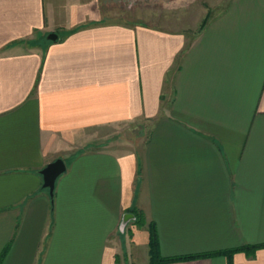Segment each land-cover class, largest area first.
<instances>
[{"label":"crops","instance_id":"1","mask_svg":"<svg viewBox=\"0 0 264 264\" xmlns=\"http://www.w3.org/2000/svg\"><path fill=\"white\" fill-rule=\"evenodd\" d=\"M189 1L157 28L113 0H0V264H152V224L163 257L264 245V0ZM141 119L142 150L94 141Z\"/></svg>","mask_w":264,"mask_h":264},{"label":"rangeland","instance_id":"2","mask_svg":"<svg viewBox=\"0 0 264 264\" xmlns=\"http://www.w3.org/2000/svg\"><path fill=\"white\" fill-rule=\"evenodd\" d=\"M114 4L109 13V19L111 22H126L131 24H136L138 26H154L161 27L162 25H167L169 23L176 24V14L178 11H182V8L177 4V0H113ZM185 3V2H184ZM195 5H193L189 0L188 4L183 5V7H189L193 10ZM182 7V6H181ZM199 7V5H197ZM215 7V6H214ZM207 9L208 6H207ZM210 14L216 10L215 8L209 9ZM211 16V15H209ZM207 20V19H206ZM204 21L199 27V23L194 25L191 23L192 37L194 38V33L198 32V28H203L207 23ZM197 26V27H194ZM151 127L150 120H138L130 125H120L111 127L108 131L104 132L103 137L100 139H95V143L103 144V146L109 148L119 147L122 150H142L147 138L149 136V131ZM127 228V227H126ZM126 228L122 233L126 231ZM135 259V255L132 254ZM132 258L130 254L123 253L120 261L124 264H132Z\"/></svg>","mask_w":264,"mask_h":264},{"label":"trees","instance_id":"3","mask_svg":"<svg viewBox=\"0 0 264 264\" xmlns=\"http://www.w3.org/2000/svg\"><path fill=\"white\" fill-rule=\"evenodd\" d=\"M52 199H54V197ZM133 213L137 219L138 225H140V226L143 225L145 222L144 213L141 211H134ZM261 246H264V245H251V246H247V247L240 248V249L217 252V253H206V254H196V255H186V256H176V257H163L160 254L156 228L153 224L150 225V254H151L152 264H167V263H173V262H181V261H186V260L209 257V256H212L215 254L216 255H218V254L231 255V254H233L237 251H241V250H246L248 252H254ZM2 258H3V255L0 259V262H1Z\"/></svg>","mask_w":264,"mask_h":264},{"label":"water","instance_id":"4","mask_svg":"<svg viewBox=\"0 0 264 264\" xmlns=\"http://www.w3.org/2000/svg\"><path fill=\"white\" fill-rule=\"evenodd\" d=\"M50 41H57L58 35L56 33H51L48 35ZM67 170V165L63 159H57L49 163L42 171L43 176V187L49 190L50 196L53 198L55 194L56 182L58 178L65 173ZM135 219V215L131 213H126L122 219L121 230L124 231L128 223Z\"/></svg>","mask_w":264,"mask_h":264}]
</instances>
